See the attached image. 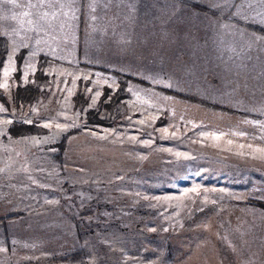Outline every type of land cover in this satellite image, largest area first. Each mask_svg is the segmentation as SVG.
Segmentation results:
<instances>
[{
    "label": "rangeland",
    "instance_id": "obj_1",
    "mask_svg": "<svg viewBox=\"0 0 264 264\" xmlns=\"http://www.w3.org/2000/svg\"><path fill=\"white\" fill-rule=\"evenodd\" d=\"M43 2L37 0L39 9L46 8ZM29 4L26 0L20 10L0 0V35L9 40L7 56L16 69H9L10 87L2 89L11 101L18 85L37 83L42 95L26 105L0 101L8 108L0 121L32 120L52 127L13 136L10 124H0V219L6 220L11 239L7 244L0 223V264L264 261V209L249 202L264 200V159L257 151L264 148V94L255 86L262 80L249 76L253 71L247 63L236 68L223 61L216 44L184 45L189 31H175L172 23H167L163 46H128L124 53L119 47L117 54L87 60L73 52L60 31L39 29L51 24L46 9L37 13L40 25L31 24ZM30 25L39 27L38 34L30 32ZM204 36L195 41L204 43ZM7 66L6 58L1 84ZM121 79L129 91L121 100V115L113 125L94 123L76 95L97 103L104 93L114 95ZM154 85L250 115L190 102ZM56 124L81 128L58 163L57 143L64 131ZM193 188L198 191H189Z\"/></svg>",
    "mask_w": 264,
    "mask_h": 264
},
{
    "label": "crops",
    "instance_id": "obj_2",
    "mask_svg": "<svg viewBox=\"0 0 264 264\" xmlns=\"http://www.w3.org/2000/svg\"><path fill=\"white\" fill-rule=\"evenodd\" d=\"M19 1L22 7L18 9L21 10L26 0ZM32 1L30 0V4ZM92 3L93 0H74V2L46 0V8L43 6L39 9L35 0L36 7H31L29 11L34 14L30 17V23L40 25L37 13L46 9V22L51 24L45 27L40 25V28L30 25L29 30L34 33H37V28L50 33L60 31L61 39L68 41V44L73 47V52L86 56L87 60H93L90 58L91 55H99L100 58L102 54H117L119 47H122L120 53H124L128 46H163L167 23L174 24L171 27L175 31L182 28H184L183 31H189L185 34L188 41L184 43L189 46L218 45L217 41L214 42L215 40L211 43L209 37L217 39L223 36L228 31L225 25L247 36L264 37V33L248 26L250 23L264 28V4H261L260 0H231L230 7L225 6L224 0H167L166 3L165 0H159L155 8L151 6L152 0H95L94 6L89 7ZM17 4L19 5L18 2ZM106 4L107 7H105ZM241 4H243V10L237 14L238 6ZM42 5H45V2H42ZM130 5H134V10ZM18 13L23 14V12ZM25 27L21 21L20 29L25 31ZM202 35H205V41L202 43V40L199 44L200 40L195 41V38ZM25 36L27 37L26 32ZM225 39L226 42L232 41L231 32ZM239 39L237 36L236 41L238 42ZM207 54L213 55L211 51ZM228 55V52H224L222 60L230 61ZM248 55L252 59L244 62L247 63V69L253 71L249 76L262 80H258L255 86L262 87L264 94V53L259 51L258 42L256 47L249 50ZM256 254L261 252L257 251ZM223 264H264V261H238Z\"/></svg>",
    "mask_w": 264,
    "mask_h": 264
},
{
    "label": "trees",
    "instance_id": "obj_3",
    "mask_svg": "<svg viewBox=\"0 0 264 264\" xmlns=\"http://www.w3.org/2000/svg\"><path fill=\"white\" fill-rule=\"evenodd\" d=\"M248 26L254 30L264 33V28L261 26L250 24V23H248ZM0 38H2L0 39V61L3 62L2 64H0V82H1L2 68L7 58V54L9 52L10 46H9V40L5 35H0ZM25 52L26 50L22 49L21 55L18 58V67H21V64L23 61L21 60V58L24 56ZM46 58L49 59L48 57ZM125 80L126 79H121V84H120L119 89L115 92L114 95H111L110 99L108 97V94L104 93L103 96L100 98V100L95 105L90 107L91 105L90 98L86 97L81 92H79L75 97L76 102L79 106H81V108L84 109L86 114H88L89 119L92 118L91 121H93L94 123H99L101 125H113V123L116 122L117 118L122 113V108H123V104L121 101L122 98L129 94V91L127 90L125 86V83H126ZM127 80H132L134 82H138V83L140 82L141 84H146V82H143L138 77H134V76H128ZM154 88L166 94L180 96V97H183L184 99H188L190 102H196L198 104L205 105V106H208L214 109L217 108V109H223L224 111H227V112H239L241 114L250 115L242 111H237L236 109L231 108L224 103H219L218 101H214V100L199 96L198 94H195V93L176 91L169 87L159 86V85H154ZM42 90L43 89L37 83L18 85L16 89L14 90L12 100L10 101L7 98L5 91L2 88H0V101L7 106H10L12 102L17 106L23 105V104L26 105L27 103H32L38 100L42 95ZM80 129H81L80 127H75V128H70L67 131L63 132L62 137L57 143L59 150H60V153L55 157V161L57 163L60 162L63 158V152L65 148L67 147L69 138L72 136V134L79 132ZM46 131H47V128L42 127V125L36 121L33 122L32 124H28L26 121L15 119L13 120V123L10 124L9 126V132L13 136L37 134V133H42ZM249 202H251L252 204L258 205L259 207L264 209L263 199H252ZM209 208L203 210L201 214L203 215L206 214ZM13 215L14 214H10V216H13ZM0 220H1L3 233L5 236V241L7 244H10L11 239H10V233H9L7 222L3 218H1ZM170 257L174 259V256H172L171 254H170Z\"/></svg>",
    "mask_w": 264,
    "mask_h": 264
},
{
    "label": "snow or ice",
    "instance_id": "obj_4",
    "mask_svg": "<svg viewBox=\"0 0 264 264\" xmlns=\"http://www.w3.org/2000/svg\"><path fill=\"white\" fill-rule=\"evenodd\" d=\"M42 2H43V0H41V3ZM72 2H74V0H72ZM166 2H167V0H165V3ZM6 3L12 4V5L17 6V7H21V5L17 4V0H6ZM157 3H159V0H152V5L151 6L153 8H155L157 6ZM260 3L264 4V0H260ZM94 4H95V0H93V3L90 4L89 7H93ZM224 4H225V6L230 7L231 6V0H224ZM28 6L29 7H36V5H34V4H29ZM249 6H251V5H249ZM105 7H107V4L105 5ZM130 7H133V10H134V5H130ZM242 10H243V4L238 6V13L237 14H240V11H242ZM159 11L162 12L163 9H159ZM23 15L26 16V15H28V13L25 12V13H23ZM11 19L12 20H16L17 16L13 15V16H11ZM93 19H95V17H93ZM224 27L226 29H228V31L225 32L224 35L219 38L218 48L221 50V54L222 55H223L224 52H228L229 53L228 60L232 61L234 67H236V68L245 67L244 61L252 59V57L250 55H248V52H249L250 49H252L253 47L257 46V42H258V46H259V51L264 53V37H251V36H247L243 32H237V31L231 29L230 26H228V25H225ZM229 32H231V34H232V41L231 42H226L225 37L229 34ZM237 36H239V38H240L238 42L236 41V37ZM0 39H2V38H0ZM32 55L34 56L35 53H32ZM257 59H259V57H257ZM7 60H8V66L4 67V72H3L5 80H4L3 84H0V88H3L4 90H8L9 87H10L9 83H8V80H7V77L10 75L9 69L11 68L12 71H16V69H15V67L13 65V60H12V56L11 55L7 56ZM21 60H23V58H21ZM237 61H239V63H237ZM2 63L3 62L0 61V64H2ZM33 70H35V69H33ZM23 76H24V80L26 81L27 80V72H25L23 74ZM169 86H171V85H169ZM87 91L91 92V88L87 89ZM99 96H100V93L96 92L95 93V97H99ZM110 98L111 97H109V99ZM95 103H96V99L93 98L90 107L95 105ZM7 112H8V108H5L3 104H0V113H7ZM78 115H79V113H77V116ZM26 122L28 124H32L33 123L32 120H27ZM12 123H13L12 120L0 121V124H3L5 126L9 125V124H12ZM140 123L143 124L144 121L141 120ZM73 126H75V125L56 124V128L60 129L61 131H67L69 127H73ZM42 127L51 128L52 124L51 123H45V124L42 125ZM105 131H114V130H105ZM161 131L167 132V129L166 128L165 129H161ZM241 134L243 135V133H241ZM173 135H175V134H173ZM102 138H106V137H102ZM30 139L36 144L41 143V141L38 138H36V137H32ZM47 139L48 138L45 137L44 138V142H47ZM132 139H135V137H133ZM216 139H219V137H216ZM144 143H148V141H144ZM229 143H232V141H229ZM241 147H243V145H241ZM249 147H252V146L249 145ZM257 151L261 153L260 158L264 159V148L257 149ZM189 191L195 193L198 190L196 188H193V189H190ZM152 231H155V229H153ZM232 250L235 251V248H233Z\"/></svg>",
    "mask_w": 264,
    "mask_h": 264
}]
</instances>
